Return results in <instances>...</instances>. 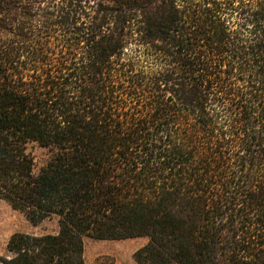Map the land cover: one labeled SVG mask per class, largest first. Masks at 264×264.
I'll list each match as a JSON object with an SVG mask.
<instances>
[{"label": "trees", "instance_id": "16d2710c", "mask_svg": "<svg viewBox=\"0 0 264 264\" xmlns=\"http://www.w3.org/2000/svg\"><path fill=\"white\" fill-rule=\"evenodd\" d=\"M0 198V264H264V0H0Z\"/></svg>", "mask_w": 264, "mask_h": 264}, {"label": "rangeland", "instance_id": "374dc122", "mask_svg": "<svg viewBox=\"0 0 264 264\" xmlns=\"http://www.w3.org/2000/svg\"><path fill=\"white\" fill-rule=\"evenodd\" d=\"M28 150L33 156L34 170H36L46 160L47 150L34 142L28 145ZM57 229L58 223L55 216L34 223L21 211L0 198V253H5L6 242L14 232L44 234L54 233ZM146 240L144 236L123 239L85 237L83 241L84 264H136L133 253Z\"/></svg>", "mask_w": 264, "mask_h": 264}]
</instances>
